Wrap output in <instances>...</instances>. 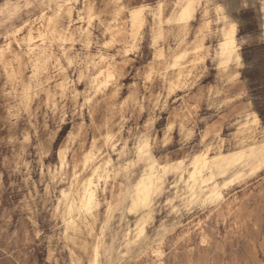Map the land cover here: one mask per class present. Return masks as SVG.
Listing matches in <instances>:
<instances>
[{
	"label": "rangeland",
	"instance_id": "rangeland-1",
	"mask_svg": "<svg viewBox=\"0 0 264 264\" xmlns=\"http://www.w3.org/2000/svg\"><path fill=\"white\" fill-rule=\"evenodd\" d=\"M197 1L195 17L185 26L168 23L169 18L177 20L185 0H120L124 11L119 15H115L114 0H0V51L12 40V50L23 56L20 65L9 53V65L0 63V225L4 231L24 226L33 237L40 232L43 243L33 253L39 264H90L98 241L101 264H168L183 251L204 246L209 234L242 223L264 198V165L248 158L264 145V50L242 47L245 28L238 27L236 44L246 67L240 70L239 82L225 88L219 65L211 67L213 62L207 58L211 45L213 56L221 61L224 24L210 23L206 28L204 5ZM6 4L11 7L5 8ZM69 4L76 5L73 18L63 16L61 26L71 38L52 42L64 72L54 63L49 79L33 78L32 61L25 55L24 43L13 40L14 31L32 22L40 26L45 23L40 18L43 13L51 15ZM141 6L146 7V20L133 38L127 32L131 11ZM258 7L226 15L232 22L246 21V30L251 31ZM89 8L95 16L91 24ZM207 18H216L214 5H209ZM115 23L125 30L112 38ZM161 25L162 38L153 47V31L160 33ZM87 30L88 41L83 36ZM203 36L205 48L198 53L195 48ZM176 51L186 53L179 62L192 73L171 87L176 81L172 68ZM160 52L168 63L157 57ZM103 54L116 65L117 77L113 85L96 94L92 79ZM11 67L20 68L21 81L9 76ZM63 77L69 82L66 92L58 87ZM29 85L31 95L24 92ZM255 113L260 119L258 128L251 122ZM145 133L159 166L155 172L146 163L130 166L136 159L134 142ZM109 134L115 136L114 142L108 141ZM166 134L167 146L160 147ZM93 143L98 163L111 156L110 178L98 193L96 218L88 217L76 231L69 230L62 192L70 191L75 172L80 178L89 173L83 156ZM60 151L66 154L62 170ZM207 154L220 159L245 158L224 174L211 165L194 180L196 157ZM180 160L184 161L180 171L163 172L166 165H178ZM150 172L160 177V193L153 196L149 209L132 212L134 187ZM234 175L240 178L224 188ZM189 186L201 201L219 189L223 202L172 211L168 201L179 207L178 197L188 195ZM218 205L219 211L209 214ZM148 212L152 218L144 224L146 235L137 240V225Z\"/></svg>",
	"mask_w": 264,
	"mask_h": 264
},
{
	"label": "bare ground",
	"instance_id": "bare-ground-1",
	"mask_svg": "<svg viewBox=\"0 0 264 264\" xmlns=\"http://www.w3.org/2000/svg\"><path fill=\"white\" fill-rule=\"evenodd\" d=\"M189 3H194L195 7L192 11L190 19L183 21V22H179V23L184 24L185 26H188V24L191 22V20L194 19L197 8L200 6L197 0H185L184 4H180V11H179V15L177 17V21L180 20V14L184 11V8ZM141 7H143L145 9V11L142 13L141 18H140V19H142V26H143L145 23V20H146V7L145 6H141ZM141 7H139V8H141ZM75 9H76V5L69 4L66 6V8L64 10L57 9L51 15L43 13L40 18L45 20L44 24H41L40 26H35L34 25L35 23L32 22L30 24L23 25V26L19 27L18 29H16V31H14L13 40H15V42H17V43H19L20 41H22V43H24V46L26 48L25 55L28 57L29 60L32 61L33 78L40 80L41 78H39V77L44 76V78L49 79V72H48L49 67L54 63H56L58 66H61L62 67L61 69L64 72V68H63L64 66H62L61 60L55 55V53L53 51L52 42L55 39L61 40L63 42H67L71 38L70 34L66 30V28L65 29L62 28L61 19L63 18V16H66L68 19L73 18V13H74ZM92 15H94L92 8H89L87 11V21L89 22V24H91V21L93 20V19H91V21H90V19H89L90 16H92ZM116 21H117V19H116ZM207 21H210V19L207 18V20H206V18H204V24H205L206 28L209 27V25H210V23H208ZM142 26H140L138 24L137 28L138 27L141 28ZM112 27H114V26H112ZM112 27H111V29H112ZM114 28H116V29L112 30V32H111L112 38L116 37L118 34H120L121 32H123L125 30L124 28L120 27L119 24H116ZM137 28H136V30H137ZM128 29H129L127 31L128 34L130 33V36L134 38L135 36H133V18H132V16H130V22H129ZM21 33H22V35H21ZM224 34H225V32L223 33V42L221 44H223L225 42ZM83 36L86 38L87 41L90 40V34H89L88 30L85 31ZM204 39H205V37L203 36V38L201 39L199 44L196 45L195 49L196 50H197V48L200 49V51H198V53H201V51H203L205 48ZM232 40L234 41V44H235V50H234V52L231 49L228 50L231 53V55L229 56V59H232L233 57H235L238 54V52H237L238 46L236 44V42H237L236 41V31H235L234 35L232 36ZM11 42H12V40H9L6 44V46L3 48V50L0 51V63L2 65H4V67H6L7 64L9 65V63L7 62V54L8 53L11 54L10 58H12V61L15 60L19 63V65L21 64L20 59H21L22 55H20L19 53H16L15 52L16 50L15 51L12 50V43ZM63 51H64L65 60H66L67 64H69V61L70 60L72 61V59H71V57H69L65 53V49ZM220 51H221V49H220ZM185 55H186L185 52H183L182 55H179L178 51L173 53L172 59H174V60H172V63H173L172 68H173V76H174L176 81L175 82L170 81L171 87L175 83H181L187 76L191 75V73H192V69L188 70L187 67H184L181 64V62H179V60L182 59ZM157 57L160 60H164L166 63H168V60L165 58L164 52H160L157 55ZM99 59H100V61L98 62L99 64L97 66L98 72L94 75V77L92 79V83L95 85L96 94L103 92L110 85H113V83L116 81V77H117L116 76V70H118V69H116V65H114V63L110 62L107 59V56L105 54L101 55ZM199 60H200V58H199ZM31 61H30V63H31ZM225 69H226V67H225ZM8 73H9V76L12 77L14 80H16V81L20 80L21 81L20 68L15 69V68L11 67L10 70L8 71ZM109 77H112V78L109 79ZM58 87L60 88V90L62 92H66L68 90V87H69L68 78L63 77L61 79V82L59 83ZM31 90H32L31 85H29V86L25 87L24 92L28 95H31ZM251 122H252V125L256 128H258L260 126V119L256 113H255L253 119L251 120ZM109 136H111L112 139L108 140V141L114 142L115 136L110 135V134L108 135V137ZM97 151H98L97 146L95 143H93L91 146V149L89 151H87L83 156V162H84L85 167L90 168L89 173L87 175L85 174L86 176H84V178H80L77 175V172H75L76 178L74 179V182L72 183L70 191H68V192L63 191L62 192V196L66 200V207H65L66 208V216H67L66 225H67V229H69V230L73 229L76 231L77 227L79 226V223L86 221L88 217H91V218L94 217V214L98 210V207L100 205L98 193H99L100 189L104 191V186L106 187V185L108 184V179L110 178L109 174L111 172L109 169L111 162H112L111 156L108 155L100 163H98L97 162L98 158L96 157ZM205 157L207 158V161H209V162L217 161V159L219 158L217 156L212 157L209 154H207ZM244 158H245V155H240L238 157L230 158V159H220L219 158V160H220V162L230 161L232 166H233L234 164L243 160ZM248 158L254 159L256 161V163H258V162L261 163V159H262L261 150L258 149V150L251 151L248 154ZM59 160H60L61 170H62L66 164L65 152L60 151ZM211 165H212L211 163H209L207 167H203V165H201V168L203 169L202 171L200 168L195 167V170L192 172V178L194 180H197V178L199 176H201L205 170L209 169L211 167ZM229 168L230 167H227V165H225V171ZM194 173H195V178L193 177ZM152 176H154L157 180H160L159 175L157 173H154V172H150L148 175H145L141 180H145L147 177H152ZM141 180H140V182H141ZM147 183L150 184V183H152V181L149 180V181H147ZM93 197H94L93 203L95 204V206L92 208V210L91 211H81L82 207H86V202L88 200L92 199ZM131 198H132V202H133V199L136 198V186L134 187V193H133V196ZM152 202H153V197H152ZM152 202L148 208L138 207L135 211H132V212L137 213L141 209L147 210L151 207ZM109 208L112 209V204L109 205ZM109 208H108V210H109ZM131 208H132V205H131ZM149 217L152 218V214L148 212L147 215H145V217L143 218V220H141L139 222V224L137 225V232H136V239L137 240H141L142 238L145 237L146 227L144 224L148 219H150ZM95 218H93V219H95ZM138 226H139V228L143 229V234L139 235V238H137L138 237ZM130 236H131V233L130 232L127 233L126 237L128 239L130 238ZM98 247L100 250V241H98V243L96 244V246L93 249V254H92V257L90 260V264H101L100 252L97 253ZM159 255H161V254L159 253Z\"/></svg>",
	"mask_w": 264,
	"mask_h": 264
},
{
	"label": "clouds",
	"instance_id": "clouds-1",
	"mask_svg": "<svg viewBox=\"0 0 264 264\" xmlns=\"http://www.w3.org/2000/svg\"><path fill=\"white\" fill-rule=\"evenodd\" d=\"M207 20L209 5L226 9V13L232 11L249 10L250 6L258 5V12L254 14L253 22L255 27L251 31L247 29L246 21L234 22L236 29L245 28L240 37L242 47H257L264 50V0H202ZM195 6V4H194ZM208 23H223L217 16ZM217 29V34L219 33ZM238 54L233 58L231 67L222 68L219 56H213L211 45L207 51V58L212 60V66L218 73L224 76L222 83L225 88L239 82L242 69L246 67L243 56ZM167 136V134L165 135ZM168 143L163 142L160 147H166ZM223 202V197L220 199ZM219 205L209 211H219ZM235 227L231 229H221L219 233H211L206 237L207 243L204 246L197 245L181 252L174 261L168 264H264V198L258 201L253 213L242 223L234 222ZM41 233L36 232L35 237L30 234V230L24 226H19L15 231H4L0 225V264H39L33 257L43 241L40 239Z\"/></svg>",
	"mask_w": 264,
	"mask_h": 264
},
{
	"label": "snow or ice",
	"instance_id": "snow-or-ice-1",
	"mask_svg": "<svg viewBox=\"0 0 264 264\" xmlns=\"http://www.w3.org/2000/svg\"><path fill=\"white\" fill-rule=\"evenodd\" d=\"M115 2V8H116V12L115 15H119L121 11H124L123 6L120 4V0H114ZM11 5L6 4L5 8H10ZM160 9H163V4H161ZM194 3H189L185 8L184 11L180 14V20L177 21L175 20V18H169L168 19V23L172 24L173 22H183L186 21L188 19L191 18V14L192 11L194 9ZM145 11V9L143 7L139 8V9H135L131 11V16L133 18V36L136 35V28L137 25L139 24L140 26H142V19L141 15L142 13ZM3 12V9H0V13ZM217 12V16L220 18V20L223 21L224 24V30H225V34H224V40L225 42L223 44L220 45V53L219 55L221 56V67L225 68L226 65L228 63H231L232 60L229 59V56L231 55V53L228 51L229 49H231L233 52L235 50V44L234 41L232 40V36L234 35L235 31H236V24L234 22H232L231 20H229L228 16L226 15V9H224L223 7H217L216 9ZM155 14V13H154ZM90 21L91 19H95V16L92 15L90 16ZM162 38V25H161V32L157 33L155 30L153 31V47L156 46V42L157 40ZM108 44H105L104 47H108ZM134 48V44L133 45H129V49ZM197 51H200L199 48H197ZM72 61H69V64H71ZM112 77H109V79H111ZM171 125L169 126V131H171ZM191 132L187 133V136L190 138L191 137ZM112 137L109 136L108 140H111ZM164 141L167 142V136H165ZM152 144L150 143V139L147 135V133H145L142 136H138L136 138V141L134 142V155L136 157L135 160H133L131 162L132 167H134L137 163H146L147 166L149 168H151L154 172L158 169V165L155 163V161L152 158ZM261 155H262V159H261V164L264 165V145H261ZM91 155V154H90ZM211 163L213 166L214 170H218L221 174H224L225 172V165H227V167H231L232 164L230 161H224V162H220L219 158L217 159V161H207V158L203 155L196 157V162L194 164L195 167L200 168L201 171L203 170L201 168V165H203V167H207L208 164ZM184 165V161L180 160L178 165H166L163 168V172L167 173L170 169L171 170H175V171H180L182 169V166ZM126 169H122V171H125ZM193 177L195 178V173L193 174ZM76 177L74 176L73 179H75ZM240 177L237 176H233L232 179L229 182H226L224 184V188H227L229 186V183H234L236 182L237 179H239ZM152 181V183H147V181ZM175 187V185H174ZM160 181L157 180L154 176L152 177H147L145 180H141V182L139 184L136 185V198L133 199L132 202V208L129 209L130 211H135L138 207H144V208H148L152 202V197L155 195H159L160 193ZM188 195H183V196H179L178 199L180 201H182V203L180 204L179 207L176 206V203L173 200H169L168 203L170 205H172V211L174 212H178L181 210H188L190 211L195 205L197 204H202V205H207L209 203H215L216 201L222 199V195L220 193L219 189H215L213 190L209 196H207L206 198H204L202 201L198 200L197 195L195 193V188L193 186H189L186 189ZM94 201V197L90 200H88L86 202V207H82L81 211H91L92 208L95 206V204L93 203ZM112 209L109 208V213H111ZM150 218V217H149ZM107 223V222H106ZM143 234V229L139 228L138 226V237L139 235ZM97 253H99V247L97 248ZM157 255H159V253H156Z\"/></svg>",
	"mask_w": 264,
	"mask_h": 264
}]
</instances>
